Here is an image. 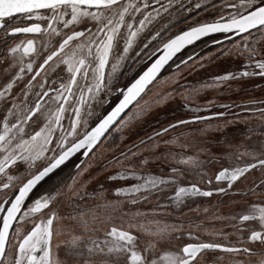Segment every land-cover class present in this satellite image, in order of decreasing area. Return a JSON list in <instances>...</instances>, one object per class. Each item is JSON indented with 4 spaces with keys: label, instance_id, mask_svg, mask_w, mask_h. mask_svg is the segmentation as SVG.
<instances>
[{
    "label": "flooded vegetation",
    "instance_id": "flooded-vegetation-1",
    "mask_svg": "<svg viewBox=\"0 0 264 264\" xmlns=\"http://www.w3.org/2000/svg\"><path fill=\"white\" fill-rule=\"evenodd\" d=\"M122 2L141 6L140 12H130L125 16V20L133 24V29L140 27L139 20L143 19L144 15L152 13L153 9H159L161 4L165 6L169 4V0H159V3L156 0H122ZM145 2L149 4L147 9L142 7ZM231 2L238 3L239 0H231ZM197 3L200 4L199 8L196 7ZM92 11L96 10L92 9ZM221 11L226 20L233 10L225 7V0H172L168 12L161 11L160 17H155L151 23L146 22L144 29L134 38L129 53L126 54L125 59L120 61L111 81H108L106 75L105 85L99 92H96L95 89L93 92H89L87 87H84L93 83L90 74L87 80L77 77L79 87L73 85L71 94L60 89L61 83L66 85L69 83V74L67 66L60 63L59 57H54L53 61L49 62V65H45L44 69L39 68V65L43 63V58H46L52 50L58 47L59 37L55 36V34L42 31L41 33H9L6 35L0 29V91H4L5 85L24 66L23 64L25 66L29 62L33 64V71L28 72L26 68L22 73V79L15 81L12 89L6 92L5 97L0 98V134L4 132V116H8L9 125L15 124L17 117H19L21 123L18 128L23 129V131H19L18 128L12 129L8 133V139L11 140V149L19 155L15 164L9 165L10 171L6 170V172L7 175L17 176L19 179L14 180L8 189L0 187V201L14 199V193L18 194V188L22 182H26V179L31 178L32 174L42 170L53 155L60 154L62 149L58 146V141L63 146V150L66 151L73 140L85 131V122H87V130L90 131L100 119L110 112L121 99L123 91L133 83L159 54V52L156 53L152 59H149L147 55L136 56V53L143 48V44L149 42L156 31H159L165 24L168 25L167 30L161 33V37L152 42V49L160 46L161 38L166 41L168 37L178 34L182 29L186 30L189 25L197 21H212L221 14ZM45 15H51V13L48 12ZM34 22L41 23L42 29L47 28V22L38 21L35 18L31 21L25 20L23 23L13 22V24L14 26L26 27ZM94 23L91 22L88 26L92 27ZM53 26L58 27L61 32H69V29H65L62 24L53 22ZM71 27L81 30L83 25H73ZM93 31H95V28H93ZM249 31L256 33V29H250ZM128 32L129 30L126 26L121 27L120 35L118 36L121 51L124 46L123 37ZM256 34L259 37V33ZM247 35L248 33H237L236 31L228 34L217 32L185 46L172 57L159 76L146 87L145 92L137 98L138 103L133 102L123 112L100 142L94 146L93 150L82 148L74 152L68 160L57 169H54L53 173L38 182L25 198L24 204L21 205L22 211L41 195L52 194L56 198L57 189L68 183L75 173L94 160V167L97 169L89 172L91 181L87 182L86 187L83 190H79L78 197L71 201L72 204L74 202L77 205H85L82 207L84 210L90 207V204L87 205L88 201L101 205L105 199L111 200L113 207H117L118 210L112 215L107 227L99 225L98 228L102 233L97 236L98 239L102 240L103 234L110 230L112 226L127 229L129 222L132 221L133 223H142L146 228L153 229L157 226V223L161 227L164 225L174 226L179 231L172 232L171 235L180 238L179 240H171L174 245L183 246L184 243L193 242L189 239V232H191L193 235L199 236L203 241L214 240L226 246L247 247L253 252L264 250V245H260L258 241L249 242L247 240L250 235L248 229L260 230L258 222L245 221L241 223L239 221V216L247 214L251 205H264V188L260 187L261 183L264 182V169L257 166L255 169L250 170L245 174L244 178L234 182L233 188L227 189L226 193L215 191L217 187L227 188V184L225 181L217 182L214 178V175L224 167L242 166L246 162H255L252 159V155H244L237 161L235 159L236 149L232 151L231 147L238 146V150L241 149L240 152L250 151L256 155L264 151V117H261L259 111L264 109V76H241L218 86H202V91L194 88L196 85L194 82L199 75H207L205 77L210 78L202 82V85H205L211 84L214 77L224 75L226 72L253 71V68L246 67L247 60L245 57L247 52L244 49L243 39ZM30 39L34 42L35 51L24 55L23 45H26ZM17 44L22 45L20 50L16 53H10L9 49ZM261 46H264V39L257 42V47ZM237 47H239V51H237ZM152 49H149V51ZM222 49H228L229 51L226 55H221ZM65 51H68V49H65ZM93 52H95V48H93ZM241 52L244 55H241ZM17 54L21 59V64L16 69L15 61L12 58ZM204 56L207 57V62H202L200 65L197 62V64L194 63V61ZM110 61L115 62L111 56ZM222 65L225 70L221 68V71H219L218 68ZM206 66L218 70L212 74L211 70H203V67ZM5 69H8V71H5ZM199 70H203L204 73L201 74L203 71ZM109 71H111L110 65L106 66V73ZM256 71L259 70L257 69ZM37 72H39V75H37ZM174 73H179L180 76H177L178 79L171 82L168 79ZM33 76L36 77L35 80H32ZM29 81H31V88L28 87ZM159 82L165 84L166 87L172 83L171 87L174 90L171 91L178 90L179 95L176 96V100L168 102L159 100L160 104L153 108L150 106L152 109L149 108L150 111H148L147 105L154 99L148 94ZM41 83L45 84L44 89L38 87ZM81 87L84 88V103L80 102ZM215 89L220 90L215 94ZM57 90L62 92L64 96H68L67 101L60 99L53 102L49 99V97L57 95ZM42 91H47L49 96L41 100L42 107L32 114L31 119L24 122V118L27 116L26 110L35 106L36 93H41ZM25 92L28 93L27 96ZM165 98L169 97L165 96ZM13 103L18 107L12 109L13 115H9L7 109L11 108ZM59 105H63L65 111L61 114L60 126H56L54 120ZM222 105H226L227 108L222 107ZM76 108L80 109V122L77 125V133L74 136H68L67 140L63 141L60 138L66 135L68 131H71L70 123L77 119L74 111ZM139 111H142V114L136 118L129 119L133 114L137 116ZM218 112H224L225 115L223 117L216 116L215 114ZM195 116H202L207 119L191 122ZM49 118H51V123ZM121 120H126L128 127H122ZM179 120L190 121V123L169 128L170 124H177ZM219 120L223 122L222 127H220L223 130L219 128V131H222L215 135L218 131L215 129V123ZM251 120L255 122L251 123ZM201 125H209L210 132H214L207 135L208 140H212L213 143L207 145V147L204 146L207 153L202 155L191 153V146L187 145L184 149L182 146L183 138L189 133L196 132L197 127ZM48 127L54 129L50 143H44L43 134L35 141L31 139L36 132L42 128L47 130ZM165 128L168 129L166 133L162 131ZM156 133H160V135L157 136L155 135ZM124 134L128 135L129 140H135L120 149L121 152L117 153L115 151L111 157L101 159L98 153L109 144L119 146L121 144L119 141ZM158 137L161 142L154 143ZM21 141H26L27 143L23 144V147L17 148L16 145L20 144ZM142 141L143 143H141ZM5 144L6 141H0V159H3L6 154L4 152ZM86 151L89 152L87 156L84 155ZM41 152L42 154H40ZM167 152L168 154L173 153V157L168 159ZM122 153L125 156L122 157ZM131 153H135V155L133 156ZM229 153H232V155H227ZM185 154L190 155L194 161L199 163L195 165L191 162L188 164L179 163L181 159H184ZM21 156L25 157V159H21ZM117 160L121 161V163H116ZM145 160L147 161L146 163H144ZM87 167L92 166L88 164ZM173 168L178 169V171L173 173ZM200 168L205 172L204 175L198 174ZM210 168H215V171L206 172ZM125 171H134L139 176L161 177L170 182L160 185L159 190L153 189L150 193H136L133 198L137 202L132 204L131 198L123 195L117 196L115 189H127L133 184L143 183V180H136L132 177L127 179H109V177H116L119 173ZM56 177H59V183H55V186H53ZM208 177L212 178L211 184H208ZM6 181L7 176L0 174V182ZM192 183H195L203 191L212 190L213 195L209 197L188 195L183 197V203H174L175 189L178 186L189 187ZM142 195L147 196V199H142ZM71 201L69 202L71 203ZM116 202H119V204ZM57 206L55 199L50 207L56 213L59 209V206ZM220 206L223 207L225 218L221 219L219 224L222 225L219 228L221 230L217 235L213 236L209 233L215 232L213 226L217 225L216 221L211 224L205 223L204 219L205 216L213 214ZM42 212L46 217L48 214L47 210H42ZM137 212L142 215L135 216L134 214ZM3 215L4 213L0 212V226H2ZM17 215L19 216L20 213ZM232 217H236V219H232ZM40 219L41 214L37 213L30 217V222L22 223L21 235L30 231L33 223H39ZM17 223L20 222L18 220L14 221V226ZM240 228L245 230L238 231ZM12 231L13 229L10 228V234ZM132 231L135 232L136 229H132ZM136 235L140 236L142 247L154 239V237L146 233ZM52 243L53 255L56 256L54 237ZM261 258L258 255L249 256L243 252L228 253L217 249L204 252L200 257V264H256Z\"/></svg>",
    "mask_w": 264,
    "mask_h": 264
},
{
    "label": "snow or ice",
    "instance_id": "snow-or-ice-1",
    "mask_svg": "<svg viewBox=\"0 0 264 264\" xmlns=\"http://www.w3.org/2000/svg\"><path fill=\"white\" fill-rule=\"evenodd\" d=\"M159 3V0H156ZM172 0H169L167 6L161 4L159 9H153L152 13L144 15V18L139 20L140 27L133 29V24L125 20L126 14L130 12H140L141 6L132 3H123L122 0H0V29L5 34H17V33H41L42 31L49 34H55L59 37L58 47L50 52L43 58V63L39 65L40 69H44L45 65H49L50 61H53L54 57H59L60 63L67 66V72L69 74V83L66 85L61 83L60 89H63L67 93L71 94L72 86L78 85L77 77L82 80H87L89 74L93 81L90 85H85L89 92H96L105 85V77L110 82L113 74L116 72L117 67L121 60L125 59L126 54L129 53L132 48L134 38L144 29L146 22L151 23L155 17L161 16V11L168 12L171 7ZM147 9L149 4L145 2L142 5ZM183 7V5H181ZM196 7L199 8L200 4L197 3ZM225 7L231 8L233 11L227 16L225 20L224 15L221 14L212 21H197L196 23L189 25L186 30L182 29L178 34H174L168 37L166 41L160 39V46L152 49V42L161 37V33L166 31L168 25L165 24L159 31L155 32V35L151 36L150 41L143 44V48L140 52L136 53L137 57L147 55L149 59H152L156 53L163 50V54L159 55L155 59L151 66L135 79L126 90L123 91V98L119 100V103L107 113L99 122L87 130V122H85V131L73 140L70 147L66 151L63 150V146L58 141V146L61 147L59 155H53L49 158V162L42 170L31 175V178L26 179V182H22L18 188V194L14 193V199L0 201V212L4 213L2 217V226H0V264H200L201 255L209 250H221L228 253L243 252L249 256L258 255L262 257L256 264H264V250L253 252L247 247H235L226 246L222 243L213 241H203L199 236L193 235L189 232V239L193 242L184 243L183 246L174 245L171 240H179V237H173L172 232L179 231L174 226L164 225L163 227L157 226L153 228H146L142 223L129 222L128 228L112 226L110 230L103 234V239H93L91 235L74 236L72 241L65 247V258L60 259L58 256L53 255V237L60 236L62 234L59 226L53 227L54 222L59 219L55 210L50 205L55 200V195L45 194L36 198L31 204L27 205L26 209L22 211L21 205L24 204L25 198L33 190V188L42 181L45 177H48L50 173H53L54 169H57L62 165L72 154L79 149L87 148L93 150L94 146L98 144L101 137L106 130L117 117L120 116L125 109L132 105L133 102H137V98L145 92L146 86L149 85L156 77L160 70L186 45L192 44L194 41L199 40L201 37L207 36L210 33H224L228 34L232 31L237 33H248L243 39L244 49L247 52L245 59L247 60L246 67L253 68V71H243L240 73L226 72L224 75L216 76L213 78L211 84H205L204 87H213L223 84L229 80H235L238 77H247L250 75L264 76V46L257 47L258 40L264 39V0H239L238 3H232L231 0H225ZM95 9L96 11H92ZM190 10V9H189ZM50 12L51 15H45ZM35 18L38 21L47 22V28L42 29L41 23H31L29 26L20 27L14 26L13 22L23 23L25 20L31 21ZM53 22L62 24L65 29H69V32H61L58 27L53 26ZM91 22L92 27L88 25ZM83 25L81 30H77L76 27L70 26ZM122 26H126L129 30L128 34L123 37L124 46L121 51L119 47L118 36L120 35V29ZM95 28V31H93ZM250 29H256V33H259V37L256 33L249 31ZM70 33V34H69ZM33 40H28L26 45H23L24 55H28L34 52ZM21 44H17L15 47L9 49L10 53H16L20 50ZM95 48V52H93ZM68 49V51H65ZM149 49H152L149 51ZM228 49H222L220 54L226 55ZM239 51V47H237ZM244 55L243 52L240 53ZM110 56L115 62L110 61ZM191 59V57H189ZM110 65L111 71L106 73V66ZM259 71H256V70ZM8 71V69H5ZM27 71H33V64L29 62L27 64ZM24 68L21 67L18 72L12 77V79L5 85L4 91H0V98L5 97L6 92H9L13 83L19 79H22V73ZM39 75V72H37ZM35 76L32 80H35ZM28 87L31 88V81H29ZM41 89H44L45 84L38 85ZM81 97L80 102L84 103L83 91L84 88H80ZM27 92L25 95L27 96ZM37 100L35 106L31 109H27V116L24 118V122L31 119L32 114L36 113L41 107V100L44 97H48L47 91L36 93ZM53 102L64 99L67 101L68 96H64L62 92L57 90L55 97H49ZM18 106L13 103L11 108H8V114L13 115L12 109ZM222 107L227 108L226 105ZM65 108L63 105H59L57 113L55 114L54 123L56 126H60L62 119L61 114L64 113ZM75 116L77 119L70 123L71 131H68L66 135L60 139L67 140L68 136H74L77 133V125L80 120V109L76 108ZM261 117H264V109H260ZM216 116L223 117L224 112H218ZM135 118V114L129 117V119ZM207 119L202 116H195L191 122L203 121ZM4 120V132L0 134V141H6L4 146V152L6 153L3 159H0V174L7 176L6 182H0V187L8 189L11 183L19 179L17 176L7 175L6 170H9V165H13L16 162L17 152L11 149V140L8 139V133L12 129H17L21 123L19 117L16 119L15 124L9 125L8 116L3 117ZM50 123L51 118H49ZM121 126H127L126 120H121ZM190 123V121L179 120L177 124H170L169 128H175L177 125H183ZM220 126H217L219 130ZM19 131H23L22 128H18ZM54 131L53 128L48 127L47 130L41 129L36 132L31 139L35 141L42 134L44 135V143L51 142V135ZM163 132H167L168 129H162ZM201 132L204 130L201 129ZM155 135L159 136L160 133ZM151 139V138H149ZM26 141H21L17 144V148L23 147ZM143 143V141L141 142ZM27 151V149H25ZM42 154V152L40 153ZM85 156L89 155V152L84 153ZM135 155V153H131ZM229 156L232 153L227 154ZM244 155H252V159L255 162H246L242 166L224 167L219 170L214 178L217 182L225 181L226 187H217L215 191L218 193H226L227 189H231L234 186V182L239 181L245 177V174L250 170L259 166L264 169V151H261L259 155H256L250 151L238 152L235 154L237 161ZM125 156V154H121ZM21 159L25 157L21 156ZM147 161L145 160L144 163ZM198 164V161H194L192 157L187 159H181L179 163ZM116 163H121L117 160ZM178 169L173 168L172 172L176 173ZM132 177L136 180H143V183H137L131 185L130 188H116L115 192L117 196H127L131 198V203L135 204L137 200L133 198L136 193L151 192V190H159L160 185L168 184L170 181L161 177L154 176H139L134 171H125L119 173L116 177H109V179H127ZM175 182V181H171ZM59 183V177H56L54 181ZM212 183V178L208 177V184ZM264 188V182L260 185ZM59 195V193H56ZM188 195H200L209 197L213 195V191H203L197 187L195 183H192L189 187L178 186L175 189L174 203H183V197ZM142 199H147V196H141ZM113 202H108L104 205L105 209ZM119 204V202H116ZM6 205H10L7 206ZM42 210H47L48 214L45 217ZM117 207H112L111 211H106L105 216L108 220H111L112 214L117 211ZM20 213L18 216L17 214ZM41 214L39 223H33L31 230L26 234L21 235V224L30 222V217L33 214ZM135 216H141L142 214L137 212ZM81 224L84 227L85 234L97 231L96 229L89 228L88 221L85 218L83 212L80 213ZM99 218L94 214L92 220L95 222ZM236 219V217H232ZM19 221L15 226L14 221ZM241 223L245 221H256L259 224L260 230L248 229L250 235L247 237L249 242H259L260 245H264V205L253 204L250 206V211L247 214H241L239 216ZM13 231L10 234L9 229ZM132 229H136L138 232H144L147 235L154 237L150 240L146 246H141V238L136 235ZM244 228L238 229V231H244ZM210 235H217L218 233H209ZM15 241V242H13ZM243 243V241H241ZM159 245V249H158ZM57 250L60 245L58 244Z\"/></svg>",
    "mask_w": 264,
    "mask_h": 264
},
{
    "label": "rangeland",
    "instance_id": "rangeland-1",
    "mask_svg": "<svg viewBox=\"0 0 264 264\" xmlns=\"http://www.w3.org/2000/svg\"><path fill=\"white\" fill-rule=\"evenodd\" d=\"M13 57L14 58H12V60L15 61L14 64H15V67L17 69V66L19 64H21V59L19 58L18 54L14 55ZM205 61L206 62L208 61L206 56L199 58L198 60L194 61V63L197 62V63H199L198 65H200V63L205 62ZM23 65L24 66H22V65L21 66L24 68V71H25L27 66H25V64H23ZM198 65H195V66H198ZM207 67H209V66L203 67V70L204 71L211 70L212 74L216 73L218 69H219V71H221L220 69L224 68L223 65L218 69H215L212 67L211 68L209 67L207 69ZM212 69H214V70H212ZM203 70H199V71H203ZM222 70H225V68ZM204 71L202 73L201 72L200 73L203 74ZM171 75L172 76L168 79L171 82L178 79L177 76H180L179 73H174ZM205 76H207V75H199L197 77V79L194 82L196 84L194 86V88L200 89L202 91L201 87L204 86V85H202V82L210 79V78L205 77ZM237 83H239V82H237ZM171 84L166 87L165 84H163L162 82H159L157 84V86H155L156 88L154 87L151 89L148 96H150L154 99H152L150 101L149 105H147L148 111H150V109H152L153 107L158 106L160 104V101H162V100L167 101V102L172 101V100H176V96L179 95L178 90L171 91V90H174L173 87H171ZM219 90L220 89H218V90L215 89V94L218 93ZM165 96L169 97V98L166 99ZM150 106H152V108ZM140 114H142V111H139L137 116L135 115V118L138 117ZM129 121H131V120H129ZM253 121L254 120H251L250 122L253 123ZM218 125L220 127H222L223 122L221 120L216 121L215 129H217ZM201 129H203L204 131L201 132L200 131ZM220 129L223 130V128H220ZM218 131L215 133V135H218L221 132V131H219V132ZM209 133L210 134L214 133V132H210L209 125H207V126L201 125L200 127H197L196 132L189 133L188 135H186L183 138V141H182L183 142L182 143L183 149L188 145V146H191V151H190L191 153H197L200 155H202L203 153H207L205 151L204 146L207 147V145H210L213 143L212 140L209 141L207 138V135ZM134 140H129L128 135L124 134L122 139L119 141V143H121L119 146H113L114 144H109L103 150L101 148L102 151L99 152L98 155H100L99 157L101 159H107V158L111 157V155L115 151H117V153L121 152L120 149H123L126 145L132 143ZM159 142H161V141L158 137L154 141V143H159ZM222 146H224V145H222ZM231 149H232V151H233V149L234 150L236 149L235 150L236 153L241 151V149L238 150L239 149L238 146H236V147L233 146V147H231ZM118 150H120V151H118ZM184 153H188V152H184ZM166 154H168V152ZM172 155H174V154L169 153L168 159H170V157H173ZM188 157H191V156L187 155V154L184 155V159H187ZM88 164L91 165L92 167H87ZM88 164L85 168H83L79 172L75 173L69 179L68 183L64 184L61 188L57 189V191H56V193H59V195H56V198H55L56 204H58V206H59V209L57 210V216L59 217V219L55 222L54 228H56L58 225L62 234L60 236H54V249H55V255L58 256L60 259L65 258V247L68 243H70L72 241L74 236L91 235L93 239H96L97 236L100 233H102V231L99 230V228H98L99 225H103L106 228L107 224H109V222L111 221V220L107 219V217L105 216V212L111 211V208L113 207V205L111 204L109 206V208H107V209H105L103 207L104 205L108 204V202H111V200H109V199H105L101 205H96L95 202H93V201L89 202L88 201L87 205L90 204V207H88L85 210L82 209V207L85 205H82V204L77 205L74 202L72 204L71 200H74V198L78 197L79 190H83L84 187H86L87 182L91 181V179H90L91 174L89 172L97 169L96 167H94V164H95L94 160L92 161V163H88ZM214 171H215V168H210L209 170H206V172H214ZM204 173L205 172L203 171V169L200 168L198 174L204 175ZM69 201H71V203ZM81 212H83L85 214V218L88 221L89 228L96 229L97 231L85 234L84 227L82 226V224L80 222L81 221V217H80ZM94 214L99 218L95 222L92 220V217ZM114 214L115 213H113L112 215H114ZM224 218L225 217H224L223 207L220 206L219 208H217L213 212V214H209L208 216H205L204 220H205V223L208 222L211 224L214 221H216L217 225L213 226V228H214L215 232L218 233L221 230L219 228L222 227V225H219V224L221 222V219H224ZM104 231H106V230H104ZM135 233L140 235L144 232L135 231ZM58 244L60 245L59 250H57V247H56Z\"/></svg>",
    "mask_w": 264,
    "mask_h": 264
},
{
    "label": "water",
    "instance_id": "water-1",
    "mask_svg": "<svg viewBox=\"0 0 264 264\" xmlns=\"http://www.w3.org/2000/svg\"><path fill=\"white\" fill-rule=\"evenodd\" d=\"M210 34H213V33H210ZM208 35H209V34H208ZM204 37H205V36H204ZM201 38H202V37H201ZM186 46H187V45H186ZM182 49H183V48H182ZM182 49H181V50H182ZM177 53H178V52H177ZM177 53H176V54H177ZM162 54H163V50H162V48H161V51H160L159 54L156 56V58H158L159 55H162ZM173 57H174V56H173ZM156 58H155V59H156ZM155 59H154L151 63H153V62L155 61ZM169 61H170V60H169ZM169 61H168V62H169ZM151 63L149 64L148 67L151 66ZM167 64H168V63H167ZM167 64H165V66H166ZM165 66H164V67L160 70V72L157 74V77H158L159 74L162 72V70L165 68ZM148 67H147V68H148ZM147 68H146L144 71H146ZM144 71H143V72H144ZM143 72H142L140 75H142ZM140 75H139V76H140ZM139 76H138L136 79H138ZM157 77H156V78H157ZM156 78H155V79H156ZM155 79H154V80H155ZM134 81H135V80H134ZM134 81H133V82H134ZM147 86H148V85H147ZM147 86H146V87H147ZM122 98H123V96L121 97V99H122ZM118 103H119V101H118ZM118 103H117V104H118ZM115 106H116V105H115ZM115 106H114V107H115ZM129 106H130V105H129ZM114 107H113V108H114ZM113 108H112V109H113ZM112 109H111V110H112ZM111 110H110V111H111ZM125 110H126V109H125ZM125 110H124V111H125ZM122 114H123V112L120 114L119 117H117V120L121 117ZM117 120H116V121H117ZM116 121H114L113 124H114ZM113 124H112V125H113ZM112 125H110L109 128H110ZM109 128L106 130V132L109 130ZM106 132H105V133H106ZM105 133H104V135H105ZM104 135H103V136H104ZM103 136L101 137V139L103 138ZM101 139H100V140H101ZM99 142H100V141H99ZM99 142H98V143H99ZM79 150H80V149H79ZM9 230H10V229H9Z\"/></svg>",
    "mask_w": 264,
    "mask_h": 264
}]
</instances>
